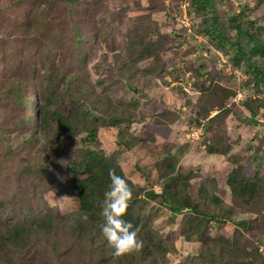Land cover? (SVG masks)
Returning <instances> with one entry per match:
<instances>
[{
    "label": "rangeland",
    "instance_id": "1",
    "mask_svg": "<svg viewBox=\"0 0 264 264\" xmlns=\"http://www.w3.org/2000/svg\"><path fill=\"white\" fill-rule=\"evenodd\" d=\"M189 9L190 0H0V129L5 137L0 132V208L44 190V179L36 171L40 163L52 169L43 194L52 210L64 215L79 208L63 171L69 155L57 148L46 152L23 143L28 131L38 127L32 107L52 93L61 102L53 110L66 113L72 106L77 111L85 108L101 123L121 118L116 127L99 125L91 148L108 156L118 154L124 174L144 192L160 193L159 168L164 166L165 154L182 155L176 167L192 169L193 183L204 182L205 173L223 182L233 157L251 162L255 169L261 166L264 174V132L258 134L259 126L246 121L251 116L242 106L241 93L247 90L243 83L249 78L206 35L199 34L202 18L189 14ZM215 10L225 28L234 16L244 27L251 22L264 28V0H217ZM74 25L83 34L81 46ZM228 35L234 37L235 32ZM260 38L264 42V29ZM147 45L157 54L138 61ZM215 91L220 99L225 93L231 95L224 101L229 111L208 120L218 112L208 99ZM250 96L261 95L252 92ZM202 111L209 113L205 121L197 119ZM25 118L32 126L20 132L18 121ZM255 120L264 124V107ZM122 137L137 139L138 144L124 150L119 144ZM206 139H218L228 149L227 156L205 151ZM4 141L11 145V152ZM26 166L29 170H24ZM217 191L227 203L225 189ZM142 214L148 218L147 226L175 247L159 254V264H228L235 256L250 253L264 258L262 243L240 232L238 223L248 216L243 211L238 210L231 220L210 222L214 231L239 238L242 248L229 249L227 257L199 249L196 237L183 238V215H173L158 199H146ZM69 234V228L60 229L50 238L63 243ZM44 248L46 264H65L46 243ZM76 250L69 257L81 264L84 260L76 257Z\"/></svg>",
    "mask_w": 264,
    "mask_h": 264
},
{
    "label": "trees",
    "instance_id": "2",
    "mask_svg": "<svg viewBox=\"0 0 264 264\" xmlns=\"http://www.w3.org/2000/svg\"><path fill=\"white\" fill-rule=\"evenodd\" d=\"M164 1L168 3L169 0ZM216 3L217 0H190L189 14L201 16L199 34L206 35L222 55L228 57L229 63L249 78V81L243 83L247 90L241 93L245 97L242 106L251 116L246 121L258 125L260 134L264 132V124H259L255 116L259 108L264 107V42L260 38L264 28L254 26L251 22L250 26L244 27L237 16L231 17L225 28L215 10ZM72 5L77 8L75 4ZM73 27L81 46L83 34L75 25ZM230 31L235 32L234 37L228 35ZM156 54L153 46L147 45L140 52L138 61ZM76 58L79 62V51ZM257 59H260L259 63ZM210 80L212 81L211 77ZM200 89L207 90L203 86H200ZM252 92L261 96L251 97ZM215 93L216 91L210 92L208 99H211V108L218 107V112L208 120L219 117L223 111L224 113L229 111L225 109L224 101L231 95L225 93L224 98L220 99ZM60 104L58 96L52 93L43 103L40 99V104L32 107V114L38 127L36 130L28 131L23 143L29 146L34 144L46 152L57 148L64 156L69 155V159L63 165V171L74 191L79 208L64 215L52 210L43 197L48 191L47 178L52 174V169L47 164L40 163L36 171L44 179L42 182L44 190L41 189L42 192L39 191L37 196L32 195L33 198L15 199L0 208V264H46L47 261L43 260L47 255L45 243L50 246V251L57 255L59 262L65 264H74L69 257L70 254L73 255V249H77L76 257L80 256L84 260L81 264H159V254L165 255L175 247L170 242L165 244L161 235L147 226L148 218L142 214L146 199H158L159 204L168 208L173 215L182 214L180 234L187 240L196 237L198 248L201 250L205 248L211 255L219 252L220 255L227 257L229 249L242 248L238 244V236L226 231H214L210 225L211 221L218 219L231 220L238 210L248 214L247 219L238 223L241 234L255 236L264 246V231H260L264 228V174L260 173L261 166H256L255 169L251 162L242 163L235 159L237 157H233L232 161L230 159L228 161L232 162V168L223 182L221 178H210L208 173H205L204 182L193 183L195 173L192 169L176 167L182 155L165 154L161 158L165 161L164 166L159 168L162 173L160 193L156 194L152 190L144 192L124 174L118 161V154L108 156L91 148L92 142L96 140L99 125L116 127L120 125L121 118L115 117L101 123L99 118L92 116L85 108H79L77 111V108L72 106L66 113H63L64 109L63 111L52 109ZM208 115V111L199 112L197 119L205 121ZM31 126L28 118L20 119L17 130L22 132ZM0 132L4 137V131L0 129ZM82 133H85L84 137L79 140L75 138V135ZM119 144L127 150L138 144V140H124L122 137ZM4 145L6 151L11 152V145L6 141ZM203 147L209 154L222 156L228 154V149L224 148L218 139H206ZM185 152L187 151L183 154ZM109 169L122 176L132 190V197L123 218L130 221L134 227L139 226L137 235L142 241V246L138 250L120 257L112 256V250L100 232L104 223L100 210L103 193L110 184ZM24 170H29L28 166ZM218 188L219 191L225 189L227 192L229 196L227 203L220 199ZM25 196L23 193L21 198ZM67 228L70 229V234L63 243L50 238L60 229ZM61 245L62 249L59 248ZM258 257L252 253L246 256L241 254L240 258L235 256L228 264H264V258L260 257L259 260Z\"/></svg>",
    "mask_w": 264,
    "mask_h": 264
},
{
    "label": "clouds",
    "instance_id": "3",
    "mask_svg": "<svg viewBox=\"0 0 264 264\" xmlns=\"http://www.w3.org/2000/svg\"><path fill=\"white\" fill-rule=\"evenodd\" d=\"M110 184L103 193L100 215L104 223L100 228L102 237L112 250L113 257H120L131 251L138 250L142 241L138 238L139 226L123 217L132 197V190L125 179L109 169ZM87 219V217H84Z\"/></svg>",
    "mask_w": 264,
    "mask_h": 264
},
{
    "label": "water",
    "instance_id": "4",
    "mask_svg": "<svg viewBox=\"0 0 264 264\" xmlns=\"http://www.w3.org/2000/svg\"><path fill=\"white\" fill-rule=\"evenodd\" d=\"M134 91H136L135 89H133Z\"/></svg>",
    "mask_w": 264,
    "mask_h": 264
}]
</instances>
